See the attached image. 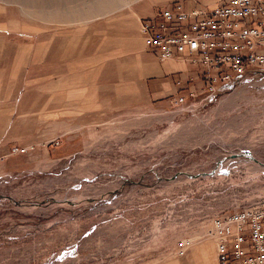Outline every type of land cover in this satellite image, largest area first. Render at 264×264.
Here are the masks:
<instances>
[{
	"label": "rangeland",
	"instance_id": "374dc122",
	"mask_svg": "<svg viewBox=\"0 0 264 264\" xmlns=\"http://www.w3.org/2000/svg\"><path fill=\"white\" fill-rule=\"evenodd\" d=\"M171 1L0 0V264H211L264 199V72H153L131 13Z\"/></svg>",
	"mask_w": 264,
	"mask_h": 264
},
{
	"label": "built area",
	"instance_id": "2783aa9c",
	"mask_svg": "<svg viewBox=\"0 0 264 264\" xmlns=\"http://www.w3.org/2000/svg\"><path fill=\"white\" fill-rule=\"evenodd\" d=\"M139 33L159 62L201 69L191 97L226 92L264 72V0H220L213 9L174 3L141 22ZM212 236L219 264H264V199L216 220Z\"/></svg>",
	"mask_w": 264,
	"mask_h": 264
},
{
	"label": "crops",
	"instance_id": "0c3cea01",
	"mask_svg": "<svg viewBox=\"0 0 264 264\" xmlns=\"http://www.w3.org/2000/svg\"><path fill=\"white\" fill-rule=\"evenodd\" d=\"M218 2H220V0ZM169 3L170 4H168V6L169 7H172V5H174V3H181L183 5H186L188 2L187 1L176 0V1H171ZM195 3L201 4V5H205V4L199 3V2H195ZM205 6H207V5H205ZM161 9H163V7L158 8V9L157 8L156 9L154 8V10L152 9L151 10V14L149 16L145 15V12H143L142 14H139L136 11V9H134L133 13H131V17H133V18L136 19V23L135 24H136V36H137V40H136V43L135 44L145 54H147L152 59H154L157 62V64H162L159 68H155L153 66V72L155 70V73L157 75H159V76L164 75V74L165 75L173 74L174 75L175 85L178 82H181V81H179L181 78H184V77L189 76V75H192V77L194 76L195 78L200 77L201 74H202L201 69H199L197 67L189 66V65H187L184 62L176 61V60H171V61H166V62H159L157 60V58L155 57L153 51L150 48L146 47L145 42H144V39L141 36V34L139 33V28H140L141 22H143L145 20H154V19H156L158 17V15H159ZM179 77H181V78H179ZM195 78H193V79H195ZM191 79L192 78L190 77V80ZM190 83H194V80H191ZM192 86H193V84H190L189 85V87H192ZM177 87H178L177 90H183V91L188 88V87L186 88V86H184L182 82ZM157 94L159 95L160 93H157ZM163 94H165V93H163ZM211 264H219L216 255L213 257Z\"/></svg>",
	"mask_w": 264,
	"mask_h": 264
}]
</instances>
